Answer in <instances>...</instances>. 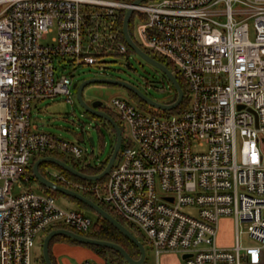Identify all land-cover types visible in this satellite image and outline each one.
Segmentation results:
<instances>
[{
	"label": "built area",
	"instance_id": "obj_1",
	"mask_svg": "<svg viewBox=\"0 0 264 264\" xmlns=\"http://www.w3.org/2000/svg\"><path fill=\"white\" fill-rule=\"evenodd\" d=\"M135 1L0 0V264H32L37 242L54 226L91 230L90 217L25 185L35 156L93 162L82 144L34 130L32 109L58 96L73 103L72 79L56 75V58L100 67L106 56L127 55L118 22L132 7L145 17L138 41L174 64L189 105L166 116L112 97L107 107L124 126L126 144L106 181L82 183L47 170L49 179L93 194L124 218L150 245L156 264L167 253L190 255L184 264L261 261L264 0ZM223 218L234 220L231 248L218 245ZM242 225L250 244H242Z\"/></svg>",
	"mask_w": 264,
	"mask_h": 264
},
{
	"label": "rangeland",
	"instance_id": "obj_2",
	"mask_svg": "<svg viewBox=\"0 0 264 264\" xmlns=\"http://www.w3.org/2000/svg\"><path fill=\"white\" fill-rule=\"evenodd\" d=\"M136 37L138 36L136 35ZM50 38L51 36L48 38V41ZM103 62L100 67L72 66L56 58V75L60 76L65 74L70 76L73 84H81L90 78H119L135 85L158 102H166L174 94V88L171 86L172 83L170 84L169 81L164 79L161 72L155 70L137 54L106 56L103 58ZM73 84L71 88L72 92L75 93L73 103L68 102L65 96L42 100L37 107L32 109V127L34 130L54 134L65 141L82 144L93 162L98 164L106 160L112 151L113 140L110 130L97 119L92 118L83 111L78 102ZM83 95L85 100H100L105 106L109 104L110 99L114 96L127 98V92L124 88L100 83L87 86ZM98 125H100V128H98ZM91 137L94 139L95 145L86 147L85 141ZM48 170L54 171L52 168ZM25 185L39 192L37 184ZM19 192L20 190L15 187L13 193L17 195ZM57 202L62 207L74 208L62 198H57ZM88 215L94 224L95 215L91 212H88ZM245 228V225H242L240 229L243 245L252 243L247 238ZM234 241V220L232 218H223L220 221L218 244L223 247H232ZM146 248V264H156V255L148 243L146 244ZM41 252L40 243L37 242L33 250L32 264H42ZM177 256L181 258L182 255L177 254ZM162 259L163 256L161 255L159 264H161Z\"/></svg>",
	"mask_w": 264,
	"mask_h": 264
},
{
	"label": "trees",
	"instance_id": "obj_3",
	"mask_svg": "<svg viewBox=\"0 0 264 264\" xmlns=\"http://www.w3.org/2000/svg\"><path fill=\"white\" fill-rule=\"evenodd\" d=\"M126 12H127V10H122L120 12L118 25L121 28L123 26V21H124V17H125ZM144 20H145V17L142 14H140L139 12H134L131 19H130V23H129V32L131 34V37L143 50H145V49L143 48V46L141 45V43L138 41V39L136 37V29H137L138 25L140 23H142V21H144ZM120 36H121V39L124 40V36L122 33ZM145 51L150 56H152L154 59H156V60L160 61L161 63H163L164 65H166L174 73V75L178 79L181 87L184 90V99H183L182 103L176 109H174L172 111H161V110H156L155 108L149 106L146 102H144L142 99H140L136 94L125 89L127 92V98L143 111H147V112H151V113H155V114H160V115H166V116L176 115V114L181 113L189 105V102H190V95L188 92V87H187L186 82L184 81L183 77L181 76V74L179 73L177 68L174 66V64L170 60L162 58V57L157 56V55H154L147 50H145ZM129 54H135L136 55L134 50H132L128 46L127 55H129ZM163 76H164V79L169 81L171 84V81L169 80V78H167L164 74H163ZM171 86L174 88V86L172 84H171ZM177 98H178V94H177L176 89L174 88L173 96L168 101H166L165 103L166 104H173L174 102H176ZM100 110L111 115L115 119V121L120 125V127L123 131V135H125V128H124V126H122V123L120 122L118 115L116 113H114L113 111H111L104 104H103V106L100 107ZM85 113H87V112H85ZM87 114H89V113H87ZM89 115L92 118L97 119L99 122H101L104 126L109 128V130H110V134H111V137L113 140V144H112V151L106 160H104L103 162H100L98 164L95 162H91L85 166H82L79 162H76V161L66 157L63 154L50 153V154H46L44 156H35L32 159V162L30 163L29 167L26 169L25 174L29 178L28 184L29 185L37 184V189L39 190V192L47 194L49 196H52L56 199L62 198L63 200L68 202V204H71L77 211H79L80 213H82L85 216L89 217L88 212L93 213L95 215L94 224H93L91 230L88 232H80V231H77L76 229H74L70 226H66V225L54 226V227L50 228L49 230H47L40 237V239L38 241L40 243V248L42 250V243H43L44 238L46 237V235L48 233H50L53 230H57V229H68V230L74 231L75 233H78V234L86 236V237H90V238L98 239V240H106V241L117 243L120 246H122L133 259L139 260L141 257V252H140V249L138 248V246L136 244H134L121 231H119L115 226H113L108 220L103 218L101 215L96 213L94 210H92L90 207L83 204L82 202H80L74 198L68 197L64 194H61L59 192H56V191H53V190L46 188L45 186L40 184L35 179V177L33 176V165H34V163L38 159H40L41 157H46V156L57 157V158L63 160L64 162H66L67 164L71 165L75 169H77V170H79V171H81L87 175H92V176L98 175L105 169L106 165L109 162V159L111 157V154L113 152V149H114V146L116 143V132H115V129L113 128V126L109 122H107L106 120L99 118V117H96V116H93L91 114H89ZM98 128H100V125H98ZM125 144H126V140L123 139L122 146L124 147ZM49 168L54 169V171H56V172H61V173L65 174L68 178H70L72 180H75L77 182H82V183H104L107 179V176H106L105 178L98 180V181H86V180H83L81 178L74 176L73 174L69 173L68 171L64 170L60 166L53 164V163L41 164L39 170L44 176L50 178V176L47 173V170ZM82 194L85 195L86 197H88L89 199H91L92 201H94L95 203L99 204L102 208H104L111 215H113L119 222H121L123 225H125L136 237H138L139 240L146 247L147 242L144 239V237L142 236V234L136 228H134L132 225H130L124 218H122L121 216L116 214L113 210H111L109 207H107L102 202H100L93 194H91L89 192H83ZM57 241L68 242V243L76 244V245L83 246V247L90 249L96 256V261H94V262H96L98 264H128L127 261L124 259V257L115 250L105 248V247L94 246V245L81 244V243H79V242H77V241H75V240H73L67 236H56L50 242L49 253H50V257H51L53 264H55V263H54V259H53L52 253H51V248H52V245ZM146 251H147V248H146ZM40 257L42 258V264H46L44 257H43V251L41 252ZM146 263H147V257H146V261L144 264H146Z\"/></svg>",
	"mask_w": 264,
	"mask_h": 264
},
{
	"label": "water",
	"instance_id": "obj_4",
	"mask_svg": "<svg viewBox=\"0 0 264 264\" xmlns=\"http://www.w3.org/2000/svg\"><path fill=\"white\" fill-rule=\"evenodd\" d=\"M143 1H146V0H136L134 2V4L139 5ZM133 13H134V8L132 7V8H129L125 14L123 26H122V32H123L124 39H125L126 43L128 44V46L132 50H134V52L141 59H143L145 62H147L148 64H150L154 68L163 72V74L167 78H169V80L171 81L172 85L174 86V88L176 89L177 94H178V98H177L176 102H174L173 104H164V103L155 101L154 99H152L150 96L145 94L141 89H139L135 85H133V84H131L125 80L119 79V78H90V79L83 81L81 84L74 83L73 88L76 90L77 99H78V102H79L81 108L85 112H87L93 116H96V117H99V118L106 120L115 129L116 143H115L113 152L111 154V157L109 159V162L106 165L105 169L100 174L92 176V175H87V174L75 169L74 167H72L71 165L67 164L66 162H64L63 160H61L57 157L46 156V157H41L40 159H38L34 163V165H33V176L35 177V179L40 184H42L46 188L53 190V191H56V192H59L61 194H64L68 197L74 198V199L82 202L83 204L87 205L92 210H94L96 213L101 215L103 218L108 220L113 226H115L119 231H121L134 244H136L138 246V248L140 249V252H141V257L139 260L133 259L128 254V252L122 246H120L117 243L106 241V240L93 239V238L86 237V236L80 235L78 233H75L74 231H71L68 229H57V230H53L50 233H48L46 235V237L44 238V241L42 243L43 257H44L46 264H53L51 257H50V253H49V247H50V242L56 236H67V237H69V238H71V239H73V240H75L81 244L94 245V246L105 247V248L115 250L124 257V259L127 261L128 264H144L146 261L147 251H146L145 245L125 225H123L113 215H111L108 211H106L99 204L95 203L94 201H92L91 199L86 197L85 195L57 184L53 180L44 176L39 170L41 164L53 163V164L60 166L64 170L68 171L69 173L73 174L74 176L81 178L83 180H86V181H98V180L105 178L110 173V171L113 168L114 163L117 159L118 153L120 151V148H121V145L123 142V132H122L120 125L115 121V119L111 115H109L108 113L98 109L99 107L103 106L104 103L102 101L96 100L90 105L85 100L84 95H83L84 90L87 86H89L91 84L100 83V84H108V85H114V86L124 88V89L131 91L134 94H136L140 99H142L144 102H146L149 106H151L155 109H158V110H162V111H172V110L176 109L182 103V101L184 99V90L181 87V85H180L178 79L176 78V76L174 75V73L166 65H164L160 61L154 59L146 51H144L131 37V34L129 32V23H130V19H131ZM89 142L92 146L95 145L94 139L92 137L89 138ZM189 256L190 255L186 254V255H183L182 258L185 259Z\"/></svg>",
	"mask_w": 264,
	"mask_h": 264
},
{
	"label": "crops",
	"instance_id": "obj_5",
	"mask_svg": "<svg viewBox=\"0 0 264 264\" xmlns=\"http://www.w3.org/2000/svg\"><path fill=\"white\" fill-rule=\"evenodd\" d=\"M227 247L231 248L229 246ZM51 253L55 264H81L84 260L96 261V256L90 249L63 241L55 242L52 245ZM162 256L163 259L161 264H184V259L182 256L179 258L177 253H167L163 254ZM243 264L248 263L245 262ZM259 264H264V251L262 252L261 261Z\"/></svg>",
	"mask_w": 264,
	"mask_h": 264
},
{
	"label": "flooded vegetation",
	"instance_id": "obj_6",
	"mask_svg": "<svg viewBox=\"0 0 264 264\" xmlns=\"http://www.w3.org/2000/svg\"><path fill=\"white\" fill-rule=\"evenodd\" d=\"M153 67V66H152ZM154 68V67H153ZM155 70H157V71H159V72H161L160 70H158V69H156V68H154ZM162 73V75H163V72H161ZM164 77V76H163ZM87 101V100H86ZM94 101H96V100H92V101H87L90 105L94 102ZM98 109H100V107L98 108Z\"/></svg>",
	"mask_w": 264,
	"mask_h": 264
},
{
	"label": "bare ground",
	"instance_id": "obj_7",
	"mask_svg": "<svg viewBox=\"0 0 264 264\" xmlns=\"http://www.w3.org/2000/svg\"><path fill=\"white\" fill-rule=\"evenodd\" d=\"M123 126V125H122Z\"/></svg>",
	"mask_w": 264,
	"mask_h": 264
}]
</instances>
